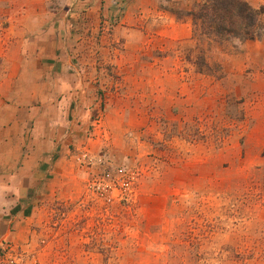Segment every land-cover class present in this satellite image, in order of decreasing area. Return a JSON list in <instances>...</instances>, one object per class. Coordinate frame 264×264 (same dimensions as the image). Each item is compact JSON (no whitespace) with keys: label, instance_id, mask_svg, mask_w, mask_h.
Returning a JSON list of instances; mask_svg holds the SVG:
<instances>
[{"label":"rangeland","instance_id":"obj_1","mask_svg":"<svg viewBox=\"0 0 264 264\" xmlns=\"http://www.w3.org/2000/svg\"><path fill=\"white\" fill-rule=\"evenodd\" d=\"M245 1L254 37L219 40L193 24L206 0H0V264H264V0ZM59 64L75 121L13 126L6 106L66 94ZM51 127L17 197L20 137Z\"/></svg>","mask_w":264,"mask_h":264},{"label":"crops","instance_id":"obj_2","mask_svg":"<svg viewBox=\"0 0 264 264\" xmlns=\"http://www.w3.org/2000/svg\"><path fill=\"white\" fill-rule=\"evenodd\" d=\"M61 40L62 39L60 37H57V43H53V41L51 42V44H53V46L50 44L51 55H44L43 61L46 59L48 61V64L57 65L56 61L60 60V58L56 55V51L59 50L61 51V53H63L62 50L64 49L65 45V43L61 42ZM67 46L70 47L71 43H67ZM69 52L67 53L68 57L70 56ZM59 65L57 69L61 67V65ZM61 70L62 69L59 68L57 71L54 72V75H56V78H61V80L64 79V81L66 82V84L63 82L62 84H59V89H61L62 91L67 88L66 94H63V96L59 95V97L61 98L58 99L56 103H54V105H48V103L42 102V105L6 106L5 109H9L13 113L12 116L9 115V122H12L11 124H13V126L20 125L27 127L29 125L39 126L43 124L46 126L53 127L56 123L57 125L59 124L62 126H67L66 121H68L69 113L71 116H73V120L75 121L77 115L74 112V109L75 107H79L78 103L75 101L76 87H72L70 85V82L68 81L70 78H72V76L76 77V74L74 72H68V70L66 69H64L63 72ZM51 71L52 70H49L45 67V69L42 70L43 79L45 78V75L50 76V74L52 73ZM44 81L46 80L44 79ZM71 91L72 94H70ZM48 99L49 97L43 96L44 101H48ZM50 108L53 109V115H51L52 113L49 111ZM0 112H2L1 109ZM71 124H73V121ZM52 127L50 131L44 129L43 134L38 132V130L35 131V128L33 130H30L28 128L29 132L25 133L22 137H20V142H22V144L20 145V150H18L19 152L14 155V157L18 159V162L15 165V169L17 168V170H15L14 173L10 174H14L15 176H17L16 178H13V181L19 182V184L14 188L15 190L17 188V197L19 196V192H21L22 190L23 193L21 196H24L25 191L28 188L34 186V175L37 173V171L42 170V168L46 166L48 161V157L46 156V154H50L52 148L54 147V145L51 147L52 140H50L52 137H54V129ZM68 134L69 132H67L65 135ZM65 135H63V137ZM56 140H59L58 137ZM26 184H28L27 187ZM12 186L14 185L11 184V188ZM19 204L20 200L18 205ZM3 221L4 220L1 218L0 236L2 235V232L5 231L4 224H2Z\"/></svg>","mask_w":264,"mask_h":264},{"label":"trees","instance_id":"obj_3","mask_svg":"<svg viewBox=\"0 0 264 264\" xmlns=\"http://www.w3.org/2000/svg\"><path fill=\"white\" fill-rule=\"evenodd\" d=\"M256 12L245 0H206L192 13V20L204 35L245 40L254 37Z\"/></svg>","mask_w":264,"mask_h":264}]
</instances>
